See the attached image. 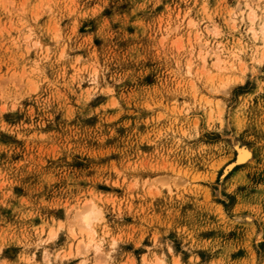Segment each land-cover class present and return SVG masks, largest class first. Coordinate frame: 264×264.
Returning a JSON list of instances; mask_svg holds the SVG:
<instances>
[{
  "label": "rangeland",
  "instance_id": "1",
  "mask_svg": "<svg viewBox=\"0 0 264 264\" xmlns=\"http://www.w3.org/2000/svg\"><path fill=\"white\" fill-rule=\"evenodd\" d=\"M241 2L0 0V264L75 249L90 200L118 245L100 264H264V46Z\"/></svg>",
  "mask_w": 264,
  "mask_h": 264
},
{
  "label": "bare ground",
  "instance_id": "2",
  "mask_svg": "<svg viewBox=\"0 0 264 264\" xmlns=\"http://www.w3.org/2000/svg\"><path fill=\"white\" fill-rule=\"evenodd\" d=\"M237 15L241 17L240 21H243L247 24V29L248 32L250 33L251 38L253 40L260 39L261 44L264 46V0H243V2L239 4L238 9L232 10V16L237 17ZM194 23H195L194 21H190V24H194ZM207 52L205 54H202L200 52V55H203L202 58L205 60H206ZM263 54H264V48H263ZM224 59L216 57L215 66L218 69L223 70L224 68H226V64H225L226 62ZM232 63H234V61L231 62V64ZM207 101L208 102L215 101L216 103L220 104L217 98H215V100L210 98L207 99ZM251 156H252V152L249 148L245 146L244 147L238 146V156L236 161L237 163L246 162ZM232 163L234 164V162ZM233 164L230 165L228 164L229 168H231ZM74 217L75 219H77L78 222H74V223L71 222L72 225L71 223H69V228L67 229V231L70 233L68 235V238H73V239L75 238L77 240V241L75 240L76 248L74 249V247L71 245V243L74 242L72 240L71 243L69 244V248L66 251H60L61 250L60 249L58 251L48 252L47 250H45L43 257L44 259H46L48 264H66V260L71 259L72 255L75 253V250L82 255L85 252L86 253L89 252V250H93L95 252L96 262L92 264H100L101 263L100 259H102V256L104 255L105 257H111L114 253V249L118 246L117 240L113 238L111 242L113 248L108 247L105 241V235L108 234L107 230L104 229L103 233H100L99 231L98 228L99 224L103 221L104 218L103 210L100 207V205L95 200H90V204L87 207L79 210L76 213V215L74 213ZM65 228L66 227L62 220L58 221V223L55 226L49 227V229L47 230V238H46L47 241L55 242L61 231ZM168 250H169L168 252L174 253V248L172 246H169ZM143 256H142L143 259L147 260V256L146 255ZM150 258L153 259L151 261L153 264H165L167 253H162V254L154 253L153 256H151ZM143 259L142 262L144 261ZM87 260H88L87 258H82L79 261V264H86ZM177 261L178 259L175 261V263Z\"/></svg>",
  "mask_w": 264,
  "mask_h": 264
}]
</instances>
